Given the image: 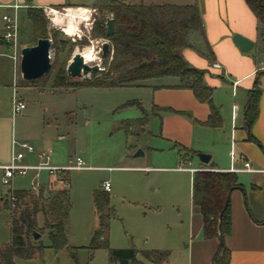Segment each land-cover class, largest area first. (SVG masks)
I'll list each match as a JSON object with an SVG mask.
<instances>
[{
	"label": "rangeland",
	"instance_id": "obj_1",
	"mask_svg": "<svg viewBox=\"0 0 264 264\" xmlns=\"http://www.w3.org/2000/svg\"><path fill=\"white\" fill-rule=\"evenodd\" d=\"M65 1L78 6L58 5L38 10L43 11L47 20L44 38L52 40L51 70L33 82L19 77L16 96L26 104V109L16 115L13 113L14 63L7 57L0 58V166L10 164L14 141L17 149L20 148L18 145L28 144L35 151L34 155L26 156L23 165H37V155L45 152L50 154L53 166L75 165L80 158L85 169L66 172L57 178L41 172L36 179V173L29 172L26 176H16L11 188L3 185V172L0 171V197H5L11 189L29 191L34 182L45 189H68L71 210L66 227L67 238L69 247L77 248V262L70 257L68 249L56 252L50 248L46 233L41 238L46 247L43 255L31 260L18 259L17 264H111L106 247L91 249L94 233L99 228L94 195L105 192V183L111 186L110 206L114 211L110 218L107 217L110 212H104L109 248L168 251L170 256L160 264H193L199 258V249L192 243L201 239L202 224L201 216L192 203L194 174L188 169H200L199 158L194 156L190 163L186 162L190 161V150L177 148L160 137L161 121L154 114L161 112L150 107L153 95L148 88L52 90L55 79L62 72L67 74V67L76 53L92 49L98 60L88 64H98L103 70L102 45L109 41L105 35L95 34L96 23L111 19L109 14L97 8L102 0ZM121 1L140 3L139 0ZM153 1L163 3L168 0ZM169 2L186 4L187 1ZM80 7L88 10L87 19L83 17L74 21L75 34L68 35L65 31L67 10ZM53 10L55 14L51 12ZM4 12L5 15L11 14L10 10ZM58 16L64 19L62 24L56 22ZM19 29L21 49L37 44L38 37L34 35L23 9L19 13ZM183 51L179 52L182 54ZM1 53L9 55L11 50L7 48ZM112 55L111 49L109 56ZM247 55L260 68L264 67L261 30L255 47ZM68 81L80 85L86 80L70 77ZM176 81L171 78L152 82L171 85ZM263 82L264 77L261 84ZM215 94L224 104L234 103L231 91L223 87L216 89ZM238 104H241L240 99ZM143 118L147 119L146 125L139 122L134 126L127 125L129 121ZM224 127L203 130L195 126V143L199 147L195 145L194 148L229 160L232 141L228 140ZM139 152L142 155L136 156ZM63 177L68 184L60 181ZM10 215L9 210L0 208V249L11 243ZM137 260L152 264L142 254L137 256Z\"/></svg>",
	"mask_w": 264,
	"mask_h": 264
},
{
	"label": "trees",
	"instance_id": "obj_2",
	"mask_svg": "<svg viewBox=\"0 0 264 264\" xmlns=\"http://www.w3.org/2000/svg\"><path fill=\"white\" fill-rule=\"evenodd\" d=\"M97 5L114 20V33L107 37V20L95 25V34L105 35L111 44L113 55L104 57L103 70L80 85L69 83V75L62 72L54 81L52 90L77 91L84 87L120 89L145 87L149 82L176 78L179 83L174 87L192 91L195 98L210 109L208 120L202 125L218 129L222 127L219 109L213 102L215 89L205 84L208 71L191 66L181 50L193 49L208 61L214 55L206 42L203 19L197 5L172 4H129L121 0H102ZM257 19V28L264 36V0H244ZM41 9L30 8L27 18L32 31L39 39L47 34V20ZM4 42V40H3ZM201 45L205 47L203 50ZM258 71L254 86L248 92L244 108V129L249 139L259 144L253 137L252 129L259 117V105L262 96L261 76ZM146 125L147 119L129 121ZM262 147V146H261ZM193 155V152L191 151ZM189 162V161H188ZM61 180H67L63 177ZM70 186V184H69ZM41 187L38 194L29 191L9 190L3 209L9 210L11 243L0 249V264H16V259L31 260L42 256L45 246L41 239L35 241L34 232L47 233L50 248L56 252L68 249L70 257L77 262V248L69 247L67 223L70 216L71 202L68 189L50 190ZM242 185L235 173L201 170L193 176L192 203L202 217V237L205 240L218 239L219 249L213 257V264H230L231 251L226 246V238L232 230L231 195ZM16 198L15 207L8 198ZM99 228L95 231L91 249L106 247L111 264H143L137 260L142 254L152 264H160L168 259V251L151 250L140 252L136 248L111 249L108 246L107 217L114 216L110 206V195L97 192L94 195ZM110 212L105 218L104 212ZM41 220V221H40Z\"/></svg>",
	"mask_w": 264,
	"mask_h": 264
},
{
	"label": "crops",
	"instance_id": "obj_3",
	"mask_svg": "<svg viewBox=\"0 0 264 264\" xmlns=\"http://www.w3.org/2000/svg\"><path fill=\"white\" fill-rule=\"evenodd\" d=\"M186 1V4H182L181 2L170 3L169 0L163 3L139 0L147 5L198 6L203 19L206 42L214 58L213 61H208L190 49L184 50L182 56L191 66L208 71L204 79L206 85L213 87L215 91L223 87L233 94V104L230 102L224 104L216 94L213 95V102L222 118L221 128L225 126L228 140L232 141L229 160H223L215 153L201 152L194 148L195 145L197 146L194 137L195 126L203 130L208 129L202 124L208 120L210 109L207 104L200 103L192 91L174 88L179 83L178 79L174 78L177 81L171 85L153 82L147 84L145 88L151 90L153 95L150 107L152 110L159 109L161 112L154 114L155 118L161 121L160 137L168 143L175 144L177 148L183 147L193 152L189 163L194 156L197 157L200 153H209L208 155L211 156L208 164L200 162V169L195 167L188 169L192 174L203 169L217 172H231L232 169L239 171L235 174L242 188L231 195L232 230L230 236L226 238V246L231 251L230 264H264V82L261 84L259 117L252 129V135L259 144L250 140L244 129V108L248 100V92L254 86L256 73L264 71V67L260 68L251 57H248V53L241 52L233 42V36L238 34L252 41L255 47L259 36L257 19L244 0ZM15 4L20 6L18 13L22 9L26 11V17L27 10L30 8L47 9L58 5L78 6L68 4L65 0H0V31L3 34L4 11L10 10V15H13L14 9L11 6ZM2 33L0 34V58L10 59V54L1 53L9 49L3 42ZM213 63L220 64L222 70L214 69ZM262 77L264 74L261 79ZM238 99L241 100L240 105ZM239 117L240 128L238 127ZM245 163H250L254 171H241L245 168ZM200 228L201 233L202 225ZM194 245L199 249V258L193 264H213V257L220 246L219 240H205L201 237L200 240L193 241L192 246Z\"/></svg>",
	"mask_w": 264,
	"mask_h": 264
},
{
	"label": "built area",
	"instance_id": "obj_4",
	"mask_svg": "<svg viewBox=\"0 0 264 264\" xmlns=\"http://www.w3.org/2000/svg\"><path fill=\"white\" fill-rule=\"evenodd\" d=\"M14 9L13 15H4L2 17L4 23V34L3 40L6 45L11 50L10 59L13 61L14 65V82H13V113L16 115L21 113L26 109V104L19 100L16 96V88L18 86L19 77L22 78L21 75V48L19 47V13L18 10L20 6L15 4L11 6ZM52 12V11H51ZM213 68L222 70V67L218 63H213ZM20 148L17 149V144L13 142L12 156L10 159L9 165L0 166V170L3 171L2 183L4 186L9 188L12 187V180L16 176H26L29 172L36 173V179L39 178L41 172H48L49 175L54 176L55 178L64 175L66 172L70 171H81L84 170V163L82 159L78 158L76 160L75 165H70L68 167H56L51 164V156L48 153L42 152L37 155L38 164L37 165H23V161L25 160L27 155H34V149L28 144L18 145ZM241 171L253 172L254 170L251 167L250 163H245V168ZM231 172H239L237 170L232 169ZM62 183H67V180H60ZM41 189V185L38 183H33L31 191L35 194H38ZM104 190L107 193L111 192V186L109 183L104 184ZM6 197H0V208L4 207ZM11 206L15 207L16 198L10 196L8 198Z\"/></svg>",
	"mask_w": 264,
	"mask_h": 264
},
{
	"label": "water",
	"instance_id": "obj_5",
	"mask_svg": "<svg viewBox=\"0 0 264 264\" xmlns=\"http://www.w3.org/2000/svg\"><path fill=\"white\" fill-rule=\"evenodd\" d=\"M115 30L114 20L107 21V37L109 38ZM234 44L243 53H248L254 48V43L241 35L233 36ZM52 40L48 38L39 39L35 46L25 47L21 50V75L22 79L27 82H33L44 77L51 70L50 52ZM111 54L110 42H105L102 45L103 57H108ZM100 65H89L84 61L81 53H76L67 67V74L72 78L83 77L86 81L90 80L93 73L101 71ZM142 155L139 152L136 156ZM200 162L208 164L211 156L208 154H198ZM35 241L41 239V234L34 232L32 235Z\"/></svg>",
	"mask_w": 264,
	"mask_h": 264
},
{
	"label": "bare ground",
	"instance_id": "obj_6",
	"mask_svg": "<svg viewBox=\"0 0 264 264\" xmlns=\"http://www.w3.org/2000/svg\"><path fill=\"white\" fill-rule=\"evenodd\" d=\"M87 12H88V10L86 8H83V7H80L77 9L72 8V9L67 10V15L66 14L65 15L68 18V20H67L68 23H67V28L65 31L68 35L75 34L76 24L74 23V21H76L77 19H83V17H84V19H87L86 18ZM52 13L55 14L56 12L53 10ZM56 22L58 24H62L64 22V19L58 16L56 18ZM81 55L83 56L84 61L87 64L98 60L97 54L92 49L84 51L83 53H81Z\"/></svg>",
	"mask_w": 264,
	"mask_h": 264
}]
</instances>
